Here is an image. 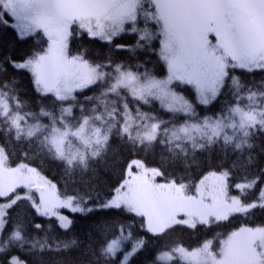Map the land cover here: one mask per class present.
Here are the masks:
<instances>
[{"label":"snow or ice","instance_id":"1","mask_svg":"<svg viewBox=\"0 0 264 264\" xmlns=\"http://www.w3.org/2000/svg\"><path fill=\"white\" fill-rule=\"evenodd\" d=\"M5 15L14 21L10 26L21 41L36 36L47 46L21 60L6 59L13 69L31 74L32 87L42 98L38 110L21 100L15 77L0 81V264H30L21 254L60 252L77 244L75 239L53 242L47 234L32 235L45 231L44 225L12 215L21 201L28 202L35 216L54 217L65 232L73 221L61 209L81 215L114 209L140 218V228L156 238L177 227L195 231L264 209V188L246 202L249 190L264 183V169L251 171L248 151L255 134L264 133V83L246 84L233 74L237 69L264 71V0H0V23H7ZM85 34L133 55L153 50L158 40L155 54L166 76L158 78L145 65L117 63L111 55L90 60L87 49L70 54V42ZM124 35L135 42L115 43ZM0 71L7 68L0 66ZM93 86H99L98 93L83 101L77 98L78 91L82 94ZM226 87L228 98L219 110L201 116L197 106L212 105ZM189 88L195 102L184 94ZM49 96L51 103H43ZM154 101L169 119L143 110ZM113 137L136 150L159 145L162 164L184 167L197 152L218 148L226 156L230 153L231 164L219 165L194 185L195 194L190 195L189 184L177 178L156 183L163 171L133 160L128 165L130 178L110 199L89 208L91 197L79 194L57 196L53 203L41 193L37 202L29 175L40 177L37 169L9 163L11 150L19 145L26 146L25 158L33 151L63 164L66 173L86 171L91 161L107 153ZM133 166L142 171L133 175ZM209 176L214 178L211 187L206 183ZM233 188L240 194L229 195ZM133 227L116 218L94 221L86 249L89 264H131L147 245L144 237L134 235ZM214 240L205 239L191 250L179 240L165 244L151 264H264V226L229 233L218 250Z\"/></svg>","mask_w":264,"mask_h":264},{"label":"trees","instance_id":"2","mask_svg":"<svg viewBox=\"0 0 264 264\" xmlns=\"http://www.w3.org/2000/svg\"><path fill=\"white\" fill-rule=\"evenodd\" d=\"M7 23H0V66L7 68L6 72L0 71V81H11L16 78L18 84L16 89L20 92V98L27 101L31 110H38V104L42 98L34 91L31 83V74L27 71L15 70L10 64L6 63V59L11 57L13 60H21L31 55L34 51L46 47V42L39 43V37L33 36L24 41H21L16 33V30L11 27L12 19L5 15L3 17ZM134 37L124 35L118 38L115 43L133 44ZM70 54H75L78 50L87 49L88 57L93 61L104 60L105 56L111 55L117 63L124 62L133 66L137 64L145 65L157 77H163L166 74V68L163 62L159 60L158 52L159 41L154 40L152 49L155 50H137L135 54H130L127 51L115 49V44L109 46L101 40H90L87 35L82 37H74L70 42ZM111 48V52L109 49ZM148 62V63H146ZM144 71V67L140 68ZM234 75L241 77L246 84L255 83L261 85L264 83V71H255L252 73L243 72L237 69ZM99 86H93L90 90L86 89L81 94L77 92V98L83 101L85 96H91L98 93ZM229 89H224L217 101L208 107L197 106V112L203 115H211L219 110L221 104L228 98ZM190 100L195 102V96L189 88L184 93ZM52 97L49 96L43 99V103L50 104ZM28 108L25 111L30 110ZM144 111H157L162 119H169V114L159 109V103L154 101L152 105L144 106ZM78 114V112H77ZM253 147L248 150L253 158V167L251 171L254 173L258 169H264V133H257L252 138ZM26 146H16L11 150L10 165L18 163H26L36 167L43 175L49 178L56 184L60 195H87L91 197L89 208H95L98 201L108 199L114 189L123 181L128 164L139 159L148 166L159 167L164 175L159 179L170 180L173 178L179 179L181 183L190 185L189 191L193 192L194 185L208 172L217 170V167L222 163L231 164L230 153L225 155L223 150L219 148L214 152H197L194 159H189V162L184 167H177L172 164L161 163V147L157 145L154 150L143 151L132 149L131 147L121 145L115 137L111 142V147L100 158L90 162L88 169L82 170L77 168L71 173H66L64 165L46 158L42 155L37 156L33 151H29L27 158L24 156V148ZM239 182L238 180L233 183ZM261 184L254 190H249L246 197V202H252L259 196ZM231 193H239L237 190L230 189ZM70 219L73 221L71 229L67 232L57 226L54 218L35 216L34 211L29 207L27 201H21L13 210L12 215H22L26 220H31L33 223H42L45 231L39 233H31L34 236L44 237L46 234L55 242L56 239L61 241H71L75 239L77 244L67 250L60 252L45 251L40 253L37 251L33 256H24L30 264H89V255L86 254V249L89 245V232L92 231L91 225L94 221L101 219L116 218L125 223L133 224L132 229L136 237H144L147 241L146 247L132 258L131 264H150L156 251L160 250L161 246L171 245L174 241H182L185 247L193 248L199 246L205 239H213L214 247L219 244V241L226 237L231 231L241 226H261L264 225V209L256 208L248 215L235 214L227 221L213 223L211 227L200 226L197 230H189L177 227L169 231L165 235L156 238L150 233L145 232L140 228V218L133 219L130 215L117 210H96L86 215L72 213L66 210ZM51 226V227H50ZM93 237L95 233L93 232ZM130 243L128 244V246ZM177 264H183L182 261H177Z\"/></svg>","mask_w":264,"mask_h":264},{"label":"rangeland","instance_id":"3","mask_svg":"<svg viewBox=\"0 0 264 264\" xmlns=\"http://www.w3.org/2000/svg\"><path fill=\"white\" fill-rule=\"evenodd\" d=\"M14 23V21L12 20V24ZM213 39H214V37H213ZM167 74V73H166ZM166 74L163 76V77H158V78H164L165 76H166ZM79 92V91H78ZM134 160H139V159H134ZM133 161V160H132ZM131 161V162H132ZM141 161V160H140ZM130 162V163H131ZM129 163V164H130ZM142 163H143V165L144 166H146L147 168H153V166H148V165H146L143 161H142ZM18 164H21V163H18ZM18 164H14V165H11L12 167H15L16 165H18ZM128 164V165H129ZM29 165V164H28ZM30 167H34V166H32V165H29ZM34 168H36V167H34ZM37 169V168H36ZM37 171L39 172V174H40V177H43L44 179H40V177H37L35 174H29L30 176H31V179L33 180V184H32V187H31V194H32V196L34 197V199L37 201V202H39V200H40V197H41V193H43V196H44V198L46 199V200H49V201H51V202H53V203H56L57 202V196H59V197H61V198H63V197H66V196H62V195H60L59 194V192H58V190H57V187H55V188H52L51 187V185L48 183L49 181L51 182V184L52 185H55L56 186V184L53 182V181H51L49 178H47L45 175H43L38 169H37ZM142 171V169H140V168H138V167H136V166H133L132 167V169H131V172H132V174L133 175H135V174H137V173H140ZM210 172H208V173H206L200 180H202L205 176H208V174H209ZM159 177L160 176H158V177H156L155 178V182L156 183H159V184H164V183H166L168 180H162V179H159ZM128 178H130L129 176H128V167H127V169H126V174H125V177H124V179H123V181L117 186V187H119L124 181H125V179H128ZM200 180L196 183V184H198L199 182H200ZM206 183H207V185L209 186V187H211L212 186V184L214 183V178L213 177H211V176H209L208 177V180L206 181ZM116 187V188H117ZM115 188V189H116ZM261 188H264V183H262V185H261ZM115 189H114V191H115ZM202 189H203V186H202ZM114 191H113V194H114ZM195 191H196V189H195V187H194V189H193V192H190L189 191V194L190 195H192V194H195ZM23 192H28V189L27 188H24L23 189ZM240 193H231L230 191H229V195H239ZM204 195L205 196H207V195H209V193L208 192H204ZM111 198V196L108 198V199H110ZM221 199H223V197L221 196ZM66 210L67 209H61L60 211H61V214H63V215H67V216H69L68 215V213H66ZM67 211H69V210H67ZM54 218V217H53ZM70 218V217H69ZM55 219V218H54ZM260 226V225H259ZM261 226H264V225H261ZM241 227H257V226H241ZM241 227H239V228H237V229H235V230H233V231H237L238 229H240ZM233 231H231V232H233ZM230 232V233H231ZM228 236V235H227ZM227 236L226 237H224L223 239H226L227 238ZM222 240V239H221ZM129 248L131 247V244L128 246ZM196 247H198V246H196ZM196 247H193V248H196ZM218 247H219V244L216 246V247H214V250H218ZM192 248H189V250H191ZM183 262V261H182ZM151 264V263H150Z\"/></svg>","mask_w":264,"mask_h":264}]
</instances>
